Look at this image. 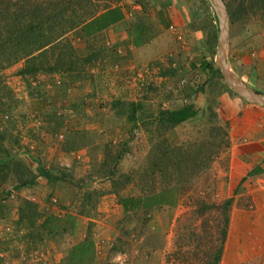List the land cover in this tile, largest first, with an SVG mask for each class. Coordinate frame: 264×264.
I'll return each mask as SVG.
<instances>
[{
	"label": "rangeland",
	"instance_id": "obj_1",
	"mask_svg": "<svg viewBox=\"0 0 264 264\" xmlns=\"http://www.w3.org/2000/svg\"><path fill=\"white\" fill-rule=\"evenodd\" d=\"M178 1L160 21L148 0L112 1L98 29L56 39L60 72L0 71V264H264L226 255L234 207L250 202L228 170L253 104L215 64L209 2ZM223 1L229 67L264 92V5Z\"/></svg>",
	"mask_w": 264,
	"mask_h": 264
},
{
	"label": "trees",
	"instance_id": "obj_2",
	"mask_svg": "<svg viewBox=\"0 0 264 264\" xmlns=\"http://www.w3.org/2000/svg\"><path fill=\"white\" fill-rule=\"evenodd\" d=\"M112 1L117 0L95 1L91 3V11L86 12L83 7L85 0H0V71L23 60L20 74L24 76L42 71L60 72L59 59L65 54L60 51L56 39L79 26H90L91 31L98 29L102 24L92 27L96 14L107 9ZM239 4L238 7L248 13L261 8L264 0H241ZM90 30L86 29L87 32ZM50 59L54 60L52 65H49ZM65 70L74 72L70 65ZM71 76L75 75L72 73ZM190 116V110L182 108L169 112L168 120L177 124ZM119 154L116 158H119ZM159 197L161 199L160 195ZM132 201L133 199H126L125 207ZM150 203L163 204L160 200ZM230 203L231 198L226 200L224 206L229 208ZM225 234L224 228L222 238Z\"/></svg>",
	"mask_w": 264,
	"mask_h": 264
},
{
	"label": "crops",
	"instance_id": "obj_3",
	"mask_svg": "<svg viewBox=\"0 0 264 264\" xmlns=\"http://www.w3.org/2000/svg\"><path fill=\"white\" fill-rule=\"evenodd\" d=\"M147 5L151 18L157 21L168 19L167 8L173 7L171 11L174 12L182 8L178 0H148ZM161 11H166L165 16L160 14ZM109 14V11H104L94 22L107 21ZM252 89L264 94L257 87ZM246 108L249 114L243 116L245 123L231 148L228 170L232 194L236 199L250 200L249 205L246 201L245 205L234 207V220L230 223V235L228 233L227 236L226 255L236 261L242 260L240 255H254L257 259L264 256V107L253 104Z\"/></svg>",
	"mask_w": 264,
	"mask_h": 264
},
{
	"label": "water",
	"instance_id": "obj_4",
	"mask_svg": "<svg viewBox=\"0 0 264 264\" xmlns=\"http://www.w3.org/2000/svg\"><path fill=\"white\" fill-rule=\"evenodd\" d=\"M214 11L218 24L217 50L215 64L229 88L239 97L264 107V94L254 91L238 82L232 73L227 60V42L229 36L228 13L223 0H207Z\"/></svg>",
	"mask_w": 264,
	"mask_h": 264
},
{
	"label": "bare ground",
	"instance_id": "obj_5",
	"mask_svg": "<svg viewBox=\"0 0 264 264\" xmlns=\"http://www.w3.org/2000/svg\"><path fill=\"white\" fill-rule=\"evenodd\" d=\"M234 77L238 80V82H240L241 84H243L236 76H235V74H234Z\"/></svg>",
	"mask_w": 264,
	"mask_h": 264
},
{
	"label": "built area",
	"instance_id": "obj_6",
	"mask_svg": "<svg viewBox=\"0 0 264 264\" xmlns=\"http://www.w3.org/2000/svg\"><path fill=\"white\" fill-rule=\"evenodd\" d=\"M251 261H253V260L251 259Z\"/></svg>",
	"mask_w": 264,
	"mask_h": 264
}]
</instances>
